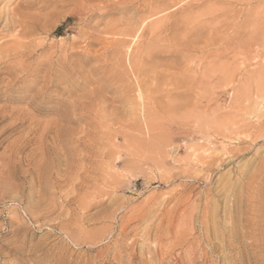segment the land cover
<instances>
[{"label": "rangeland", "instance_id": "obj_1", "mask_svg": "<svg viewBox=\"0 0 264 264\" xmlns=\"http://www.w3.org/2000/svg\"><path fill=\"white\" fill-rule=\"evenodd\" d=\"M80 1L0 0V264H264V0Z\"/></svg>", "mask_w": 264, "mask_h": 264}, {"label": "bare ground", "instance_id": "obj_2", "mask_svg": "<svg viewBox=\"0 0 264 264\" xmlns=\"http://www.w3.org/2000/svg\"><path fill=\"white\" fill-rule=\"evenodd\" d=\"M81 1H82V0H81ZM81 1H80V4H81ZM84 1H85V0H84ZM107 1H108V0H107ZM171 2L173 3V1H171ZM188 3H190V1H188ZM174 4H175V3H174ZM177 4H178V3H177ZM186 4H187V3H186ZM192 4H194V2H193ZM81 5H83V4H81ZM86 5H87V4H86ZM175 5H176V4H175ZM175 5H174V6H175ZM187 5H189V4H187ZM89 6H90V5H89ZM177 6H178V5H177ZM32 7H33V6H32ZM109 7H111V6H109ZM193 7H194V6H193ZM84 8H85V7H84ZM105 8H106V6H105ZM167 8H168V7H167ZM76 9H77V8H76ZM81 9H82V8H81ZM81 9H80V10H81ZM97 9H98V8H97ZM163 9H164V8H163ZM93 12H94V11H93ZM195 12H196V11H195ZM159 13H160V11H159ZM92 14H93V13H92ZM27 15H28V14H27ZM153 15H154V14H153ZM157 15H160V14H157ZM22 17H23V16H22ZM89 17H91V16H89ZM151 17H152V16H151ZM27 19H29V18L27 17ZM154 21H155V20H154ZM158 21H159V20H158ZM28 23H29V22H28ZM35 23H36V22H35ZM144 23H146V22L144 21ZM144 23H143V24H144ZM155 23H157V22H155ZM158 23H159V24H158ZM158 23H157V25H160V21H159ZM161 24H162V23H161ZM109 25H110V28L113 27L111 24H109ZM144 25H145V24H144ZM150 25H151V24H150ZM25 26H26V24H25ZM142 26H143V25H141V28H142ZM160 26H161V25H160ZM23 27H24V26H23ZM155 27H156V26H155ZM155 27H154V28H155ZM108 28H109V26H108ZM108 28H107V29H108ZM110 28H109V30H110ZM139 28H140V27H139ZM139 28H138V30H140ZM154 28H153V29H154ZM156 28H157V27H156ZM111 29H112V28H111ZM114 29H116V28L114 27L112 30H114ZM144 29H145V28H144ZM142 30H143V29H142ZM114 32L116 33L117 31H114ZM131 32H132V31H131ZM144 32H145V31H144ZM106 33H107V32H106ZM110 33L112 34V32H110ZM115 33H114V34H115ZM132 33H133V32H132ZM138 33H139V32H138ZM141 33H142V32H141ZM134 34H135V32H134ZM136 34H137V33H136ZM136 34H135V35H136ZM135 35H134V36H135ZM137 35H138V34H137ZM140 36H141V35H140ZM135 37H136V36H135ZM135 37H132V38L134 39ZM137 38H140V37H137ZM137 38H136V39H137ZM136 39H135V41H136ZM107 40H108V39H107ZM111 40H113V39H111ZM113 41H114V40H113ZM114 42H115V41H114ZM122 42H123V41H122ZM124 42H125V41H124ZM137 42H138V41H137ZM109 43L111 44V43H113V42L110 41ZM115 43H116V42H115ZM117 43H118V42H117ZM127 44H128V43H127ZM203 48H204V47H203ZM205 48H206V47H205ZM127 49H128V47H127ZM128 50H129V49H128ZM131 51H132V50H131ZM128 52H129V51H128ZM125 55H126V54H125ZM130 56H132V53H131ZM131 59H132V58H131ZM131 59H130V61H131ZM128 61H129V60H128ZM228 81H229L228 83H230V79H228ZM232 81H233V80H232ZM230 84H231V83H230ZM226 86H228V85H226ZM139 94H140V93H139ZM262 94H263V93H262ZM140 96H141V95H140ZM262 97H264V96H262ZM138 98H139V97H138ZM140 98H141V101H143V100H142V97H140ZM260 98H261V97H260ZM139 100H140V99H139ZM141 101H140V102H141ZM262 101H263V100H262ZM256 102H257V101H256ZM143 103H144V102H142V104H143ZM262 103H263V102H262ZM142 104H141V105H142ZM256 104H257V103H256ZM260 104H261V103H259V105H260ZM259 105H258V106H259ZM262 105H263V104H262ZM255 106H256V105H255ZM255 106H254V107H255ZM257 108H258V107H257ZM262 108H263V107H262ZM251 110H252V109H251ZM258 110H260V109H258ZM262 110H263V109H262ZM263 112H264V111H263ZM258 113H259V112H258ZM259 114H261V113H259ZM252 134H253V133H252ZM247 135H248V134H247ZM247 137H248V136H247ZM249 137H250V136H249ZM237 140H238V139H237ZM102 155H103V154H102ZM103 156L105 157V155H103ZM215 159H216V158H215ZM215 159L213 158V160H215ZM211 161H212V160H211ZM207 162H208V161H207ZM215 162H216V161H215ZM215 162H213V164H214ZM202 164H203V163H202ZM208 164H210V163H208ZM210 166H211V165H210ZM78 176H79V175H78ZM78 176H77V177H78ZM76 180H77V179H76ZM79 180H80V179H79ZM62 182H63V181H62ZM64 182H65V181H64ZM64 184H65V183H64ZM93 200H94V199H93ZM94 201H95V200H94ZM85 211H86V210H85ZM81 212H82V211H81ZM85 213H86V212H85ZM85 213H84V215H85ZM82 214H83V213H82ZM58 218H59V217H58ZM79 222H80V220H79ZM83 222H84V221H83ZM80 224H81V223H80ZM74 225H75V224H74ZM172 225H173V224H172ZM75 226H76V225H75ZM77 227H79V225L76 226L74 229H76ZM173 227H174V226H173ZM79 228H81V227H79ZM79 228H77V229H79ZM83 228H84V227H83ZM66 230H67V229H66ZM66 230H65V231H66ZM70 230H71V229H70ZM83 235H84V234H83ZM75 237H76V236H75ZM81 237H82V236H81ZM76 238H77V237H76ZM86 240H87V239H86ZM78 241H79V239H78ZM83 241H84V240H83ZM89 241H90V240H89ZM94 241H95V240H94ZM101 241H102V240H101ZM80 242H81V241H80ZM82 243H83V242H82ZM89 246H90V245H89ZM115 246H116V245H115ZM117 247H118V246H117ZM120 248H121V247H120ZM114 249H115V248H114ZM117 250H118V249H117ZM117 250H116V251H117ZM122 250H123V249H122ZM114 252H115V251H114ZM116 253H117V252H116ZM132 253H133V252H132ZM120 254H121V253H120ZM134 254H135V253H134ZM117 255H118V253H117ZM130 255H131V254H130ZM118 256H120V255H118ZM118 256H117V258H118ZM131 256H132V255H131ZM117 261H118V260H117ZM121 261H122V260H121Z\"/></svg>", "mask_w": 264, "mask_h": 264}]
</instances>
